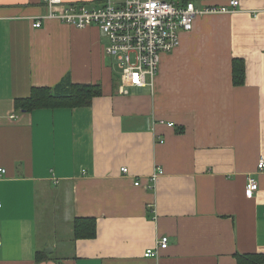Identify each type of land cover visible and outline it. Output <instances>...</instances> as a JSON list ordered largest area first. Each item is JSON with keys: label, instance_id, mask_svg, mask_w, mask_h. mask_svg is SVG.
I'll use <instances>...</instances> for the list:
<instances>
[{"label": "crops", "instance_id": "obj_1", "mask_svg": "<svg viewBox=\"0 0 264 264\" xmlns=\"http://www.w3.org/2000/svg\"><path fill=\"white\" fill-rule=\"evenodd\" d=\"M175 1L204 9L231 0ZM72 4L96 8L101 0H63L54 12ZM48 14L39 0H0V264L264 256V0L196 17L144 88L104 56L107 39L96 27L75 29ZM234 61L244 67L240 85ZM61 80L98 85L100 96L87 107L15 109L33 88ZM157 167L163 175L149 182ZM250 177L258 191L248 199ZM51 211L63 223L65 257L44 252L49 236L37 218ZM87 219L95 235L75 238V221ZM162 236L167 249L146 258Z\"/></svg>", "mask_w": 264, "mask_h": 264}, {"label": "built area", "instance_id": "obj_2", "mask_svg": "<svg viewBox=\"0 0 264 264\" xmlns=\"http://www.w3.org/2000/svg\"><path fill=\"white\" fill-rule=\"evenodd\" d=\"M49 8V18L75 29L96 27L107 39L103 54L112 58L118 70L124 72L131 86L152 87L158 73L161 58L176 49L179 35L193 29L196 17L206 14L227 13L238 6V0H231L227 7L197 9L190 1L175 0H101L96 8L80 4L54 8L63 5V0H39ZM40 28L41 22H34ZM172 127L173 124H168ZM258 171H264V160H259ZM126 173V169L121 170ZM163 175L159 167L148 177L155 182ZM139 186L138 180L134 183ZM258 191L255 178H248L245 196L254 197ZM168 237L162 236L156 242V250H147L145 257L157 256V250H166Z\"/></svg>", "mask_w": 264, "mask_h": 264}, {"label": "trees", "instance_id": "obj_3", "mask_svg": "<svg viewBox=\"0 0 264 264\" xmlns=\"http://www.w3.org/2000/svg\"><path fill=\"white\" fill-rule=\"evenodd\" d=\"M233 83L240 85L244 81V67L241 62L232 65ZM100 96L98 85H73L61 80L53 89L33 88L28 98L15 101L17 111L32 112L38 109H71L87 107L93 99ZM93 220H76L74 237L92 238L95 235ZM236 264H263L264 256L236 255Z\"/></svg>", "mask_w": 264, "mask_h": 264}, {"label": "rangeland", "instance_id": "obj_4", "mask_svg": "<svg viewBox=\"0 0 264 264\" xmlns=\"http://www.w3.org/2000/svg\"><path fill=\"white\" fill-rule=\"evenodd\" d=\"M121 76L122 73L118 72V77L121 78ZM55 212L56 211H51V216L47 218V221H44L42 217L38 216L39 232L42 238L49 236V244L44 248V252L50 247L54 249L51 254L53 257H65L70 253V250L68 247L64 246L66 238L62 235L63 231L60 228L63 223L61 219L54 217Z\"/></svg>", "mask_w": 264, "mask_h": 264}, {"label": "water", "instance_id": "obj_5", "mask_svg": "<svg viewBox=\"0 0 264 264\" xmlns=\"http://www.w3.org/2000/svg\"><path fill=\"white\" fill-rule=\"evenodd\" d=\"M45 253H46V254H50V253H52V248L49 247L48 249H46V250H45Z\"/></svg>", "mask_w": 264, "mask_h": 264}]
</instances>
